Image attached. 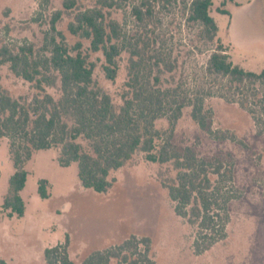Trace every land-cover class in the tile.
I'll return each mask as SVG.
<instances>
[{
  "label": "rangeland",
  "instance_id": "obj_1",
  "mask_svg": "<svg viewBox=\"0 0 264 264\" xmlns=\"http://www.w3.org/2000/svg\"><path fill=\"white\" fill-rule=\"evenodd\" d=\"M190 1L101 0L102 5L114 4L104 10L119 24L120 42L126 51L118 59L113 81L103 74L100 53H91L89 59L95 64L93 80L119 106L129 50L140 51L142 81L148 88L164 90L171 107L181 105L174 123L168 106L154 122L160 137L157 144L166 140L176 148L189 146L198 158L225 166L214 189L223 207L219 212L223 235L208 250L196 253L195 228L175 213V203L164 187L176 171L170 162L146 161L139 151L110 173L109 179L114 181L105 193L83 188L77 164L61 166L57 148L33 152L23 165L27 172L20 191L24 214L8 218L1 204L14 168L7 139L0 138V258L9 264H47L44 249L65 244L68 259L81 264L91 253L135 235L150 239L155 264H264V84H231L206 72L216 40L234 65L255 73L264 71V0H231L225 5L222 0H212L209 15L217 26L212 42L199 24L187 20ZM61 2L0 0V46L15 49L30 44L41 53L48 17L62 8ZM98 5V0H78L80 9ZM135 7L144 12L142 19L133 13ZM220 9L227 13H219ZM70 19L64 15L57 29L72 45L77 38L66 30ZM82 42L85 49L87 41ZM154 57L168 65L159 74L157 85ZM0 82L14 98L30 99L34 94L31 85L11 74L7 65L0 67ZM46 91L54 98L59 95L56 88ZM194 106L209 120V131L192 119ZM78 141L86 147V141ZM40 179L47 182L49 196L45 199L37 193Z\"/></svg>",
  "mask_w": 264,
  "mask_h": 264
},
{
  "label": "trees",
  "instance_id": "obj_2",
  "mask_svg": "<svg viewBox=\"0 0 264 264\" xmlns=\"http://www.w3.org/2000/svg\"><path fill=\"white\" fill-rule=\"evenodd\" d=\"M226 1L231 0H222L221 4L225 5ZM98 4L99 7L80 9L78 0H62V8L48 17L41 53L30 44L15 49L6 44L0 46V67L7 65L11 74L34 89L30 99L14 98L0 82V138L7 139L14 168L1 209L8 218L23 216L25 206L20 191L27 175L23 165L35 151L57 148L58 163L68 166L75 162L80 185L96 193H105L114 181L109 179L110 173L123 167L139 151L146 161L170 162L176 171L175 177L164 187L175 203V213L195 228L193 249L202 253L223 235L219 224L223 207L214 189L225 166L198 158L189 146L176 148L166 140L157 144L160 137L154 122L168 106L170 121L174 123L180 116L181 105L171 107L164 90L148 88L142 81L144 60L137 48L129 50L127 80L119 106H115L93 80L95 64L89 59L91 53L102 55L103 74L113 81L119 69L118 59L122 51H126L120 42L119 24L104 10V7L112 8L113 2L102 5L98 0ZM211 5L212 0H191L187 20L199 24L203 35L212 42L217 26L209 15ZM148 11L146 7L145 12ZM218 12L227 13L223 9ZM133 13L138 19L143 18L140 7L133 8ZM64 15L71 17L67 32L77 38L72 45L57 29ZM82 41H87L85 49ZM216 42L207 60L208 74L226 78L231 84H264V71L255 73L234 65L225 48L218 40ZM153 66L156 71L153 80L157 85L159 74L168 65L154 57ZM46 88L58 89V97L54 98ZM191 117L202 130L209 131V120L199 107L192 108ZM78 139L86 141V147ZM37 193L42 199L49 196L45 180L38 181ZM43 256L47 264H73L68 259L65 244L44 249ZM112 262L155 264L150 256V239L130 235L112 248L91 253L81 264ZM0 264L9 263L0 258Z\"/></svg>",
  "mask_w": 264,
  "mask_h": 264
}]
</instances>
